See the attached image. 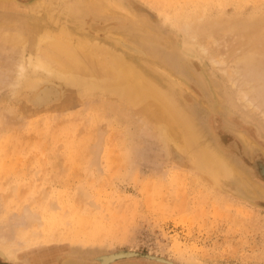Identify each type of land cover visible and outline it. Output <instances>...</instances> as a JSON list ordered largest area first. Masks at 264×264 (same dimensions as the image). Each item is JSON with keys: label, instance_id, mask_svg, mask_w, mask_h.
I'll use <instances>...</instances> for the list:
<instances>
[{"label": "rangeland", "instance_id": "obj_1", "mask_svg": "<svg viewBox=\"0 0 264 264\" xmlns=\"http://www.w3.org/2000/svg\"><path fill=\"white\" fill-rule=\"evenodd\" d=\"M19 1L29 4L34 0ZM134 1L147 5L161 18L162 31L167 33L170 43H158L159 46L171 53L169 49L173 48L190 58L189 64H184V74L178 69L180 75L176 71L180 66L167 62L172 76L181 84L176 83L183 95L179 97L181 106L195 112L201 145L217 146L219 142L224 147L223 150L218 147L219 151L229 164L235 170L242 168L238 169L240 174L213 175L196 163V153L192 150H183L175 141H164L158 126L152 130L146 124L149 128L144 131L141 129L145 127L144 122L138 125L143 121H140L141 115L136 111L125 114V110L118 109L120 104L116 97L101 92H91V96L86 97L72 96L64 103L33 112L22 92L15 91L16 80L11 83L12 73H8L6 78L0 77V82H4L0 83V207L8 206L6 211H0V226L5 224L6 227L9 223V227L0 228L2 232L8 228L11 233L17 230V226L10 227L17 224L13 220L18 221L11 211L18 213L23 208L39 212L42 225H35L37 230L34 226L28 228L23 234L10 233V238L15 236L12 239L20 259L14 262L0 247V264H97L90 258L99 254L103 257L104 253L110 255L112 251L123 252L118 250L152 254L176 264H264V199L261 197L264 196V177H261L264 175L252 176L250 170L255 163L264 168L261 114L264 111V32L260 38L255 34V40L246 38L249 43L244 37L255 36L256 30L252 27L243 28L245 34L241 29H238L240 33L238 30L221 32L217 38L225 43L215 38L214 44H225H222L224 54L221 46H211L213 51L218 48L214 55L219 52L220 55H216L222 57L223 54L224 67H233L236 58L247 54L253 53L254 59L258 57L257 63L236 67L238 73L242 70L236 79L243 74L244 86L259 92L257 100L261 108L258 111L250 110L234 95L230 81L194 47L204 28H215L213 25L219 23L213 17L221 14V17L238 16L247 21L258 15L260 18L264 15V0H176L178 4L175 0H165L171 5L163 4L164 0ZM120 15L124 13H115V17ZM193 16L197 22L192 23L196 35L193 40L188 37L190 41L187 39L190 31L180 29L177 20L194 21ZM236 42L243 47H236ZM250 43L255 44L254 48ZM242 48L250 53H245V49L244 54L241 53ZM149 61L151 65L153 61ZM15 63L9 62L10 65ZM191 67L195 71L189 69ZM187 69L193 73L189 80L186 79ZM157 71L163 81L173 80L168 71L166 74ZM199 74L206 79V88L198 83L202 82ZM251 82L253 86H261H250ZM4 85L10 86V90ZM135 161L138 162L135 164ZM253 184L261 187L255 194ZM8 215L11 222L7 221ZM32 234L37 235L36 238ZM25 238L28 241L23 242ZM112 264L165 263L134 257Z\"/></svg>", "mask_w": 264, "mask_h": 264}, {"label": "bare ground", "instance_id": "obj_2", "mask_svg": "<svg viewBox=\"0 0 264 264\" xmlns=\"http://www.w3.org/2000/svg\"><path fill=\"white\" fill-rule=\"evenodd\" d=\"M157 1L159 2V0ZM135 2L130 0H126V3L122 0H34L29 4H23L19 0H0V77L2 76V78H6L4 77L7 76L6 74L12 73V81L13 79L16 80L17 87L15 86V91L22 92L26 104L33 112L43 111L52 105L64 103L72 96L76 98L91 96V92H101L104 95L116 97L120 104V107L117 106L118 109L122 108V110H125V114H127V112L131 113L136 111L139 116L141 115L142 119L137 115L139 119H141L140 121L143 120L142 122H138V125H142L143 122L144 124L142 126L145 125V127H141V129H146L149 125L151 126L150 129L152 127L155 128L158 126L157 128H159L161 137L164 139V141H175L183 150H192L194 153H196V163H198V165L203 169H206L215 176L217 174H223L227 177H231L234 175V173L240 174L238 169L242 170V168L235 170V168L229 164V160L219 151L220 149H224V147L220 145L219 142H217V146L210 144H203V146L201 145L202 136L196 123L195 112L192 110H187L188 108L181 106L179 97H183V95L177 88L176 83L178 81H176V78L172 76L173 72L171 71V66L169 62H167L173 61L178 64L180 67H176V71L177 74L180 75V70L181 74H184V64H186V62L189 64L190 61L188 62V60H190V58L187 56V54L173 49L171 45L170 48L172 49L169 50H172V53L168 52V50L162 49L159 46L158 43L169 42L167 33L162 31L161 18L147 5ZM166 2L162 3L165 5H171V2H167V4ZM159 5L158 7H160ZM167 8H169V6ZM116 12H123L124 15H120L121 17H115ZM108 13H111V16H108ZM204 13L205 12H203V15ZM197 16L201 17L200 13H198ZM217 16H215L216 19L213 17L215 21H219L217 26L213 25L215 28L212 27L210 29L204 28L203 32L200 34V39L194 45V47L196 48L197 52H199V54L204 55L206 59L208 58L212 64L211 66L217 67L216 70L221 72V76L223 74L230 81L231 85L229 84V87H232L235 93L234 95H236L250 110L258 111L261 108V104L259 100H257L259 92L256 89H250L244 86L243 79L246 77L243 74H241V77H244L243 79L241 77L238 80L236 79V75L238 76V74H240L242 71L241 70L238 73L236 67L241 65L247 67L253 64L255 61L257 63L256 59L258 57L255 56L257 58L254 59V56H252L253 53L247 54L243 57L237 56L238 58L234 60L232 65L233 67H224L225 60L222 57L224 54L223 48L225 46L222 47L223 43L221 42L219 45L217 43L214 44V39L217 38V35H220L221 32L231 30L235 33V30H242L246 27L254 28L256 31L253 34H257L259 36L258 38H260L261 33L264 32L263 30L261 32V29L264 28V15H261L260 18H257L259 16L258 15L255 17L256 19H254V17L253 19L248 18L251 19L250 21H247L246 18L242 19L243 17L239 18L238 16L237 18H233L236 17L233 16V19L229 18L230 16L228 17L222 15V17L220 16L221 18ZM225 17L226 19L229 18V20H224ZM192 18L194 21H188L183 18H179L177 20V25L180 29H184L187 31L186 33L190 31L188 36H186L187 39L190 38L191 40L195 39L196 28L194 29V27L197 23L195 22L196 16H193ZM219 18L222 20L220 21ZM193 22H195V24H192ZM199 23H202L201 20H199ZM243 30L245 31V29ZM191 31L194 32L192 33ZM237 32H239V30ZM243 33L241 34L244 36L245 33ZM258 33H260V35ZM257 35L250 38L248 36L244 38H248L249 40L253 38L255 40ZM258 38L257 40H259ZM221 40L223 41V39H220V41ZM246 41L248 40L246 39ZM249 42L250 41L247 43ZM212 44L215 46L218 45V47L221 46V52L223 51V54H221L222 57L219 56V52L216 53L219 55H214V51L218 48L214 46L216 49L213 51L211 47ZM236 44V47L242 46L240 45L241 43L236 42ZM252 45L254 48L255 44ZM244 49L242 48L241 52L243 54L244 51L245 53L250 51H246L247 48L245 50ZM253 52L256 53V51ZM148 60L153 61L151 65L150 61L148 62ZM13 61H16L17 63L10 65ZM10 67H12V70ZM189 69L195 71L194 67ZM157 70L163 71L164 74L169 72L170 74L168 75H170V78L173 80L171 79L172 81L170 83L163 81L160 73H158ZM185 72L188 75V78L186 79L189 80L193 73L188 69ZM199 75L202 82H197L200 85L202 83V85H205L206 88L208 84L206 79H204L201 74ZM251 75L253 74L251 73ZM178 77L180 79L184 78H181L180 76ZM7 78L10 77L8 76ZM240 79H242V81ZM253 79L254 78H252V81L254 83ZM256 82H258V80ZM11 83L14 84V81ZM253 83L251 82L252 85L250 86H253ZM262 83H258V85ZM178 84L180 83L178 82ZM12 87H14V85H12ZM8 88L10 90V86ZM4 90L6 89L4 88ZM262 94H264V91ZM189 104L190 103H188L187 106L191 107ZM87 105L88 104H86V106ZM120 112L122 115V111ZM261 114L262 118L264 119V111H262ZM86 121L88 122V119H86ZM146 124L149 125L146 127ZM154 128H152V130H154ZM149 137L150 136H148V138ZM141 138L143 139V137ZM218 147H220V149ZM136 162L138 161H135L134 163L136 164ZM256 164L258 163H255V165L250 169L253 174L252 176H254L255 173L264 175V168L262 169L257 167ZM152 169L154 170V168ZM251 183L249 182L248 184ZM252 186V190H254L253 194L260 191L259 189L261 187L259 188L254 184ZM22 190L21 192L24 191ZM4 194L5 193H2V195ZM21 197L23 196H20V198ZM0 200L2 199L0 198ZM21 203L18 205L20 206ZM30 205L31 204H29V206ZM7 207L8 206L3 209L5 210ZM53 207L55 206L53 205ZM20 210L21 211L18 213L14 212L13 210V212L11 211V213H14V217L18 218V221L16 219L15 221H9L11 213L10 217L8 215L7 218L8 222L12 221L13 223H17H14L10 226H13V229L15 226H17V228L15 227L17 230L14 229L15 232L14 230L12 231L14 235L16 231L23 234V232L28 228L33 226L35 227V225L38 226L39 224V226L42 225L38 215L39 212L37 213V211H32L29 208H23ZM38 211H40V209ZM5 222L6 221H4V223ZM86 222L88 221H85V223ZM7 224L8 225H6V227H4L5 224L0 227L7 228L9 227V223ZM44 225L45 224H43V226ZM36 227L35 230L38 229ZM86 227L88 228V226ZM1 228L0 247L4 249L10 259H12L14 262H18L20 258L15 252V249L17 250L18 248L14 247L16 242L14 239H12L15 236L13 235V237L10 238L12 236L10 235V230H8L10 228L6 229V232H2L4 229L2 228L3 230H1ZM48 228L50 227L48 226ZM51 229L54 230L55 228ZM44 231L45 230H43V232ZM5 233L6 236H3ZM33 235L34 237L37 236L35 234H32V236ZM42 235L44 234L42 233ZM49 235L51 236V233ZM44 236H46V234ZM26 241L28 240L25 238V241L23 242ZM17 244H19V242H17ZM20 248H22V246ZM110 253V255H102L106 258L105 261L101 255L96 257L94 256L90 259L93 260L94 263L97 262V264H110L114 262L113 260L116 257L126 255L125 252L119 254L112 252Z\"/></svg>", "mask_w": 264, "mask_h": 264}, {"label": "water", "instance_id": "obj_3", "mask_svg": "<svg viewBox=\"0 0 264 264\" xmlns=\"http://www.w3.org/2000/svg\"><path fill=\"white\" fill-rule=\"evenodd\" d=\"M130 1H134V0H130ZM135 2V1H134ZM137 3V2H135ZM143 7V6H142ZM148 11V10H147ZM263 178V177H262ZM264 179V178H263ZM263 199H264V196H261ZM125 252L126 255L124 256H120V257H116L113 261L116 262V261H120V260H124V259H130V258H134V257H141V258H145V259H148V260H153V261H158V262H162V263H165V264H176L175 262L171 261V260H166L162 257H157V256H154L152 254H142V253H139V252H135V251H132V250H118L117 252ZM113 252V251H112ZM105 254V253H104ZM101 254H99L98 256H100ZM103 255V254H102ZM112 262V263H114ZM110 263V264H112Z\"/></svg>", "mask_w": 264, "mask_h": 264}]
</instances>
